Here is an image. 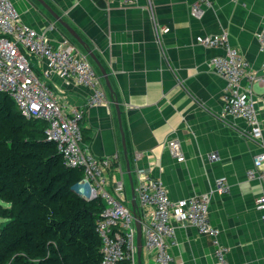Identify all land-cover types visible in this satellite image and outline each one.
<instances>
[{"label": "crops", "instance_id": "crops-1", "mask_svg": "<svg viewBox=\"0 0 264 264\" xmlns=\"http://www.w3.org/2000/svg\"><path fill=\"white\" fill-rule=\"evenodd\" d=\"M13 1L24 25L45 34L55 47L68 42L81 51L39 2ZM46 1L89 45L114 90L113 97L103 79L107 102L88 107L92 91L73 78L53 74L48 82L65 112L83 111V142L91 153L115 158L105 171L111 185L116 179L130 186L123 129L135 190L140 172H146L162 181L172 202L208 194L210 221L228 250V264H264V209L257 206L264 181L260 175L249 177L254 158L264 151V84L248 78L241 82L263 125V138L255 140L245 119L222 117L227 81L210 62L226 51L197 41L226 33L248 70L264 74L257 38L264 31V0H209L211 5L202 4L196 15L192 7L197 0ZM32 64L39 74L47 67L37 58ZM171 140L180 142L184 162L170 152ZM218 180L227 183L226 193L218 191ZM173 223L177 245L170 264L217 263L213 238L190 224ZM142 264L154 261L143 252Z\"/></svg>", "mask_w": 264, "mask_h": 264}, {"label": "built area", "instance_id": "built-area-1", "mask_svg": "<svg viewBox=\"0 0 264 264\" xmlns=\"http://www.w3.org/2000/svg\"><path fill=\"white\" fill-rule=\"evenodd\" d=\"M123 2L133 4L135 0ZM202 4L211 5L209 0H197L192 7L193 14L201 11ZM257 38L264 54V31ZM197 41L206 48H223L226 51L225 56L213 58L210 62L227 81L222 117L245 119L251 126L252 138L261 140L263 125L260 113L254 101L243 93L241 82L248 78L251 83L264 84V74L248 70V63L230 46L226 33L200 36ZM32 58L47 62V67L40 74L33 67ZM53 74L64 79L73 78L78 85L90 89L92 93L86 103L88 107L105 104L108 100L103 80L87 54L68 42L55 47L45 34L21 22L12 0H0V92L8 94L26 118L47 123L46 137L56 143L65 165L83 168L84 176L73 186V192L88 202L97 199L104 202V211L97 225L102 240V264H138L137 219L142 225L143 252L153 259L154 264H170L173 260L170 251L177 245L174 220L190 224L200 234L213 238L216 264H228V250L220 245L218 230L210 221L208 194L172 202L162 181L140 172L136 189L139 207L137 215H134L125 183L115 179L111 185L105 175V171L115 164V158L98 159L84 145L81 126L83 111L65 112L48 83ZM261 110L264 111V99ZM168 148L178 162H184L178 140H171ZM216 158V155L211 157L213 160ZM253 162L250 179L260 175L264 181V151ZM228 188L224 180L217 181L220 193H226ZM257 206L264 209V194L257 200Z\"/></svg>", "mask_w": 264, "mask_h": 264}, {"label": "trees", "instance_id": "trees-1", "mask_svg": "<svg viewBox=\"0 0 264 264\" xmlns=\"http://www.w3.org/2000/svg\"><path fill=\"white\" fill-rule=\"evenodd\" d=\"M46 129L0 92V264H102L97 225L105 204L73 192L84 170L64 164Z\"/></svg>", "mask_w": 264, "mask_h": 264}, {"label": "water", "instance_id": "water-1", "mask_svg": "<svg viewBox=\"0 0 264 264\" xmlns=\"http://www.w3.org/2000/svg\"><path fill=\"white\" fill-rule=\"evenodd\" d=\"M39 2V4L53 17V19L59 23L61 26H63L66 31L83 47V49L86 51L87 55L90 57V59L95 63V65L99 68L101 75L103 79L106 82V86L109 89L110 93L114 97V90L112 88L109 76L105 70V68L102 66L101 62L97 58V56L94 54V52L90 49L89 45L82 39V37L59 15L57 14L54 9L48 4L46 0H36ZM117 112L119 116V120H121V112L119 110V107L117 106ZM122 134V144L125 152V158L127 163V174L130 182L131 187V207L134 215H137L138 213V202H137V195L136 190L134 186V180L132 176L130 161L128 158V151H127V144H126V138L125 134L123 132V129H121ZM136 228H137V235H136V245H137V258H138V264H142V255H143V233H142V225L140 220H136Z\"/></svg>", "mask_w": 264, "mask_h": 264}, {"label": "rangeland", "instance_id": "rangeland-1", "mask_svg": "<svg viewBox=\"0 0 264 264\" xmlns=\"http://www.w3.org/2000/svg\"><path fill=\"white\" fill-rule=\"evenodd\" d=\"M12 2L14 3V1L12 0ZM15 4V3H14ZM43 8V7H42ZM126 194L128 199H131V193H130V186L128 184H126ZM4 223V220L0 219V226ZM145 259V258H144Z\"/></svg>", "mask_w": 264, "mask_h": 264}, {"label": "bare ground", "instance_id": "bare-ground-1", "mask_svg": "<svg viewBox=\"0 0 264 264\" xmlns=\"http://www.w3.org/2000/svg\"><path fill=\"white\" fill-rule=\"evenodd\" d=\"M59 43V42H58ZM226 121V120H225ZM227 122V121H226ZM110 172V171H109Z\"/></svg>", "mask_w": 264, "mask_h": 264}]
</instances>
